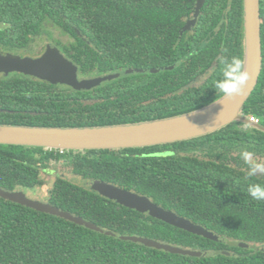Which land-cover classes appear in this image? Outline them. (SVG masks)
<instances>
[{"label":"trees","instance_id":"16d2710c","mask_svg":"<svg viewBox=\"0 0 264 264\" xmlns=\"http://www.w3.org/2000/svg\"><path fill=\"white\" fill-rule=\"evenodd\" d=\"M196 2L0 0L3 48L29 50L49 32L58 35L50 40L78 66L81 77L120 73L89 90L19 72L1 74L0 124L120 125L184 115L216 102L224 96L214 86L220 78L217 57L244 59V0H206L196 28L183 32ZM260 8L263 68L242 114L258 118L264 127V0ZM244 149L264 158V130L244 121L145 147L61 151L0 144V187L36 189L46 184L45 174L55 175L47 202L104 230L0 196V264H264V201L247 192L249 183L264 184V176L245 180ZM60 164L90 185L56 173ZM95 180L147 196L227 241L109 199L92 189ZM127 236L202 255L175 253Z\"/></svg>","mask_w":264,"mask_h":264},{"label":"water","instance_id":"95a60500","mask_svg":"<svg viewBox=\"0 0 264 264\" xmlns=\"http://www.w3.org/2000/svg\"><path fill=\"white\" fill-rule=\"evenodd\" d=\"M260 3L261 0H244V60L246 69L251 73L252 78L243 95L223 96L216 102L191 113L139 123L96 127L0 124V144L38 146L60 150L121 149L166 144L199 137L217 131L234 121L251 123L264 130L259 122L242 114V109L259 82L263 68ZM133 71L130 69L127 73ZM12 72L34 76L52 84L68 85L77 90L93 89L107 80L120 76V73H115L96 77H80L78 66L65 57L58 48L51 45L47 46L45 52L38 57L0 52V75H8ZM91 187L109 199L139 212L149 213L151 216L178 228L210 239L227 241L204 226L158 205L151 198L135 191L101 180L92 181ZM0 196L38 211L63 217L88 228L104 231L97 224L81 216L62 210L50 202L29 197L23 190L11 191L0 187ZM128 239L175 253L202 255L200 251L182 249L148 237L129 236ZM232 244L247 245L244 242L236 241Z\"/></svg>","mask_w":264,"mask_h":264},{"label":"clouds","instance_id":"9594fccd","mask_svg":"<svg viewBox=\"0 0 264 264\" xmlns=\"http://www.w3.org/2000/svg\"><path fill=\"white\" fill-rule=\"evenodd\" d=\"M217 61L221 67L220 78L214 81L215 88L225 97L243 95L252 78L251 73L246 69L245 60L238 55H233L230 58L220 55L217 57ZM240 157L247 166L246 169H243L245 180L264 176V158L248 149L242 150ZM247 192L253 200L264 201V184L249 183Z\"/></svg>","mask_w":264,"mask_h":264},{"label":"rangeland","instance_id":"374dc122","mask_svg":"<svg viewBox=\"0 0 264 264\" xmlns=\"http://www.w3.org/2000/svg\"><path fill=\"white\" fill-rule=\"evenodd\" d=\"M46 37L47 36L44 35L43 37H41L39 39L37 38L35 40V43L32 44V47H34V48L30 52H25V53L28 55L29 54H34V55L40 54V52L44 50L45 44L48 43ZM56 173L62 174L63 176L75 181L78 184L83 183V185H90V183H88V180H85L84 178H81L82 179L81 180L77 175H75L72 172L71 168L64 166L63 164H60L57 166ZM55 177H56L55 175L45 174V182H46L45 185H43L40 188H36V189H26L25 192L31 198L39 199L41 201H47L48 191L53 186V183L55 181Z\"/></svg>","mask_w":264,"mask_h":264},{"label":"flooded vegetation","instance_id":"af4514ba","mask_svg":"<svg viewBox=\"0 0 264 264\" xmlns=\"http://www.w3.org/2000/svg\"><path fill=\"white\" fill-rule=\"evenodd\" d=\"M205 1L206 0H197L196 2V6H195V10L193 12V15L188 17L187 19H185V24L184 26L182 27V31L183 32H187V31H190V30H193L196 28L199 20H200V16H201V12H202V9L204 7V4H205ZM198 5H199V9H198ZM198 10V11H197ZM57 29V28H56ZM58 31V29H57ZM60 31H58V34H59ZM51 33L47 32L46 34V38H47V44H45V48L43 51L40 52V54L38 55H34V54H29L30 56H33V57H38L40 56L41 54H43L47 48V46L51 45L52 47H56L58 48L61 52V46L59 44H55L54 43V40H50L52 36H54V38L58 35H50ZM59 37H60V34H59ZM64 38H66L65 36H63ZM39 39V38H38ZM35 43V42H34ZM71 45V44H70ZM34 47L31 46V48H29V50H26L25 51V48L23 49H14V50H9V49H5L3 48L1 45H0V52L3 53V54H6V53H11V54H16V55H20V56H27L28 54H26L25 52H30ZM63 53V52H62ZM63 55H65L63 53ZM66 57V56H65ZM69 59V58H68ZM81 77V76H80ZM39 79V78H38ZM64 85V84H62ZM68 86V85H67Z\"/></svg>","mask_w":264,"mask_h":264},{"label":"built area","instance_id":"2783aa9c","mask_svg":"<svg viewBox=\"0 0 264 264\" xmlns=\"http://www.w3.org/2000/svg\"><path fill=\"white\" fill-rule=\"evenodd\" d=\"M253 121H255V122H259V119L258 118H256V117H250ZM61 151H64V150H61Z\"/></svg>","mask_w":264,"mask_h":264}]
</instances>
